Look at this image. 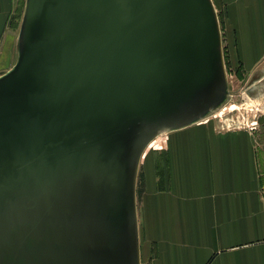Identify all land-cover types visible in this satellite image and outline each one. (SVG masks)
<instances>
[{
  "label": "water",
  "instance_id": "95a60500",
  "mask_svg": "<svg viewBox=\"0 0 264 264\" xmlns=\"http://www.w3.org/2000/svg\"><path fill=\"white\" fill-rule=\"evenodd\" d=\"M221 74L208 0H30L0 77V264H139L141 143Z\"/></svg>",
  "mask_w": 264,
  "mask_h": 264
},
{
  "label": "crops",
  "instance_id": "0c3cea01",
  "mask_svg": "<svg viewBox=\"0 0 264 264\" xmlns=\"http://www.w3.org/2000/svg\"><path fill=\"white\" fill-rule=\"evenodd\" d=\"M218 2L225 62L255 86L264 79V0ZM13 9L14 0H0V77L16 64ZM145 156L135 211L139 264H264V122L175 128L163 150Z\"/></svg>",
  "mask_w": 264,
  "mask_h": 264
},
{
  "label": "rangeland",
  "instance_id": "374dc122",
  "mask_svg": "<svg viewBox=\"0 0 264 264\" xmlns=\"http://www.w3.org/2000/svg\"><path fill=\"white\" fill-rule=\"evenodd\" d=\"M209 5L213 8L219 32V51L223 64L221 74V84L213 98L207 102L200 110L188 118L174 123H166L151 129L146 134L139 148L137 155V167L134 179V200L136 211V195L138 190L139 172L145 163V155L151 150H163L165 141L170 131L175 128L189 125L208 124L215 131L222 128H256L257 125L264 122V79H261L255 86H251L247 81L237 78V68H228L225 62V45L222 41L223 20L221 6L218 0H208ZM30 0H14V9L10 21V27L13 31L16 41V64L22 59L25 49V30ZM14 66V67H15ZM4 75L7 73H3ZM3 75V76H4ZM2 77V76H1ZM244 93L247 96H258V100H248L244 103ZM253 99V98H251Z\"/></svg>",
  "mask_w": 264,
  "mask_h": 264
},
{
  "label": "bare ground",
  "instance_id": "6f19581e",
  "mask_svg": "<svg viewBox=\"0 0 264 264\" xmlns=\"http://www.w3.org/2000/svg\"><path fill=\"white\" fill-rule=\"evenodd\" d=\"M212 9H213V8H211V10H212ZM212 15H213V18H214V20H215V24H216V18H215V16H214L213 10H212ZM216 33H217V30H216ZM218 33H219V32H218ZM247 98H248L247 94L244 93V99H243L244 101H243V102L246 103V102H247Z\"/></svg>",
  "mask_w": 264,
  "mask_h": 264
},
{
  "label": "built area",
  "instance_id": "2783aa9c",
  "mask_svg": "<svg viewBox=\"0 0 264 264\" xmlns=\"http://www.w3.org/2000/svg\"><path fill=\"white\" fill-rule=\"evenodd\" d=\"M222 129H224V128H222ZM222 129H221V130H222Z\"/></svg>",
  "mask_w": 264,
  "mask_h": 264
}]
</instances>
